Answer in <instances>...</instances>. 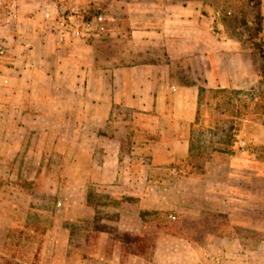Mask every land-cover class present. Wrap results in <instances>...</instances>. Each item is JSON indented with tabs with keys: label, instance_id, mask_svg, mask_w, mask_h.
Here are the masks:
<instances>
[{
	"label": "crops",
	"instance_id": "obj_1",
	"mask_svg": "<svg viewBox=\"0 0 264 264\" xmlns=\"http://www.w3.org/2000/svg\"><path fill=\"white\" fill-rule=\"evenodd\" d=\"M5 1L0 6V151L39 147L33 155L40 163L43 149L53 146L61 161L71 167L63 172L68 185L35 188L40 194L51 195L55 211L53 225L36 239L11 240L15 214L6 212L0 200V264H144L143 257L125 253L123 241L105 230L79 236L73 233L72 223L82 222L84 214L95 215V205L88 198V183L95 181L116 186L115 190L91 188L97 193L120 192L131 198L120 204L136 205L134 214L113 207L120 211L119 227L125 231L137 230L143 223L139 212L149 209L167 210L174 227L177 221L185 226L191 219L201 227V217L208 211L226 213L227 217L236 214L238 225L256 226L257 215L264 212V158H257L252 150L230 154L226 172L224 168L220 172L226 176L221 177L218 170L226 156L214 154L209 160L212 165L203 164L196 174L182 172V166L192 159L190 131L201 89L174 74L176 60L150 56L129 60L124 58L125 52L117 58L101 57L89 36L61 39L45 13L57 4L68 7L71 2L78 7L80 2L91 0ZM113 2L125 4V9L120 6L119 15L109 19L130 24L128 33L159 45L168 57L171 50H192L190 39L184 37L187 43L180 44L173 37L191 35L196 18L190 7L192 0H109V4ZM176 2L182 5L176 7ZM133 3L135 7L130 6ZM263 5L261 0L264 30ZM109 27L104 32L121 34L120 27ZM221 43L220 50L225 52L228 46ZM232 49L238 50L237 46ZM238 55L236 51L234 66ZM225 61L221 59L218 66L224 67ZM199 63L205 74L208 67L212 73L213 65L204 60ZM205 82L247 89L229 76L216 79L206 74ZM253 124L262 127L253 143L264 147V123ZM116 125L132 130L129 152H122L120 136L111 135ZM18 132L24 136L19 138ZM77 164L86 167L79 170ZM213 172L216 176L209 178ZM22 192L26 194L24 218H28V210L35 203L30 190ZM177 241L189 244L180 229L159 230L156 263L187 264L190 260L189 264H202L200 252L190 251L188 246L177 248ZM163 244L167 250L161 249Z\"/></svg>",
	"mask_w": 264,
	"mask_h": 264
},
{
	"label": "rangeland",
	"instance_id": "obj_2",
	"mask_svg": "<svg viewBox=\"0 0 264 264\" xmlns=\"http://www.w3.org/2000/svg\"><path fill=\"white\" fill-rule=\"evenodd\" d=\"M258 3L260 8L261 0H192L190 7L196 18L192 24L191 35H173L180 44L187 43V40H183L184 37L190 39L193 43L192 50L190 52L182 49L171 50L169 57L159 49V45L140 40L136 33H128L126 30L130 29V24L121 25V20L109 19L117 17L120 6L123 9L125 4L118 2L109 4V0H91L78 4V12L84 18H91L94 14L103 15L104 21L100 31L103 27L105 29L98 34H95L97 33L95 31V35L89 36L92 41L94 40L99 56L111 55L112 58H117L120 52H125L124 58L129 60H139L148 56L163 60L172 58L171 60H176L173 65L174 74L181 77V81L190 80L199 85L201 89L199 106L190 131L192 159L191 162L185 163V166L181 164L182 172L191 170L196 174L203 164L212 165L209 160L214 154L226 156L221 164L222 168L218 170L221 177L226 176L224 167L227 166V157L230 154L252 150L257 158H264V147L253 143L254 137L262 133L260 131L262 127L253 123H264V58L254 48L257 46L264 54V30L259 29L262 20L261 23L256 20ZM5 4V0H0V6ZM47 5L49 7L50 2ZM71 5L72 3L68 2L67 6ZM181 5L180 2L175 3L176 7ZM130 6L135 7L134 3ZM109 26L120 27L121 34L115 31L104 32ZM222 41L226 44L224 46H228L225 52L220 50ZM234 46H237L236 51L239 52L237 66L233 65L236 52L232 49ZM221 59H226L224 67L218 66ZM201 60L207 65H213L212 73L210 67L205 68L207 76H215L216 79L218 76H229L234 78L235 82H242L247 89L233 88L232 85L217 87L215 83L205 82V70L203 71L199 63ZM185 65L187 68L184 70ZM255 96L258 98L254 99ZM115 129L111 135L120 136L122 152H129L131 149L129 134L132 130L120 125H116ZM23 133L18 132V137H23ZM38 150L39 147L26 145L19 147L18 150L12 149L5 153L0 151V200L6 212L10 210L15 214L13 218L15 225L10 230L11 240L19 237L20 239L25 237V240L30 237L36 239V236H41L47 227L53 225L54 200L51 195L36 192L35 188H58L68 185L69 180L64 178L63 172L70 170L68 166L71 167V164L63 163L60 153L53 146L43 149L41 157L43 161L38 163L33 155ZM28 151L31 157H26ZM76 166L77 169L83 170L86 164ZM223 168L225 172L220 173ZM232 172L239 171L233 169ZM215 176L216 173L213 172L208 177ZM88 186L90 190L88 198L95 205L96 211L94 217L84 214L82 222L72 223L73 233L76 232L78 236L105 230L113 238H120L123 241L125 246L122 249L125 253L135 252L144 258V264H158L155 261V250L158 246L159 230L180 229L183 235H186L189 244L177 241L176 247L183 249L188 246L190 251L197 250L200 252L202 264H264V246L260 244L264 240L263 211L260 212V216L257 215L254 227L238 225L240 218L236 214L227 217L226 213L215 211L202 214L201 227L197 226L194 219L187 220L185 226L177 221L174 227L168 211L161 210L157 213H145L142 217L143 223L137 230L125 231L119 227L120 211L115 209L134 214L136 205H132L131 202L120 204V201H129L128 197L121 195L120 192L111 193V197L109 192L97 193L91 189L97 186L101 190H107L106 188L115 190L116 186H113V183L95 181L88 183ZM21 188L31 191L35 203L32 209L28 210V218H24L23 200L26 194L24 195ZM211 205L209 204V207ZM244 213L243 221L246 222L247 214ZM161 249L167 250V244H163ZM20 252H23V246ZM189 262L191 261L186 260L187 264Z\"/></svg>",
	"mask_w": 264,
	"mask_h": 264
},
{
	"label": "built area",
	"instance_id": "obj_3",
	"mask_svg": "<svg viewBox=\"0 0 264 264\" xmlns=\"http://www.w3.org/2000/svg\"><path fill=\"white\" fill-rule=\"evenodd\" d=\"M78 7L55 5L45 13V17L52 21L51 26L61 39L72 37H86L101 29L104 21L102 14H94L91 18H84L79 14ZM3 48L0 47V53ZM261 244L264 246V240Z\"/></svg>",
	"mask_w": 264,
	"mask_h": 264
},
{
	"label": "trees",
	"instance_id": "obj_4",
	"mask_svg": "<svg viewBox=\"0 0 264 264\" xmlns=\"http://www.w3.org/2000/svg\"><path fill=\"white\" fill-rule=\"evenodd\" d=\"M262 18H263V16H262L261 10H260V8H259V3H258V4H257V12H256V20H257L259 23H261ZM259 29L262 30V26H261V24H260ZM254 48H255V50H257V52L259 53V55H260L262 58H264V54L262 53L261 49L258 48L257 46H254ZM89 194H90V190H89ZM128 199H131V198H128ZM150 211H151V212H150ZM150 211H149V210H141V211L139 212V215H140V217L142 218V217L145 215V213H157V210H150ZM133 243H135V242H133Z\"/></svg>",
	"mask_w": 264,
	"mask_h": 264
}]
</instances>
